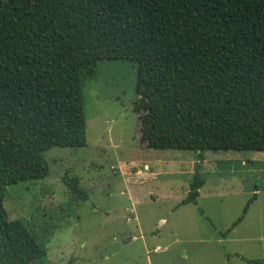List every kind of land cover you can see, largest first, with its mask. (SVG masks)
I'll return each mask as SVG.
<instances>
[{"label": "trees", "instance_id": "trees-1", "mask_svg": "<svg viewBox=\"0 0 264 264\" xmlns=\"http://www.w3.org/2000/svg\"><path fill=\"white\" fill-rule=\"evenodd\" d=\"M103 60L139 66L147 147L200 162L206 150L264 152V0H0V264L45 259L37 235L8 218L6 190L46 178L52 147L86 146L83 87ZM64 180L88 197L79 177ZM205 182L196 165L181 203L197 204Z\"/></svg>", "mask_w": 264, "mask_h": 264}, {"label": "rangeland", "instance_id": "rangeland-1", "mask_svg": "<svg viewBox=\"0 0 264 264\" xmlns=\"http://www.w3.org/2000/svg\"><path fill=\"white\" fill-rule=\"evenodd\" d=\"M141 81L137 64L100 61L83 87L86 146L52 147L46 178L7 187L8 218L24 221L47 250L33 264H251L234 253L264 259V152L206 150L200 162L194 150L147 147L152 106L149 96L140 98ZM142 164L159 173L135 174L146 170ZM196 165L206 182L197 204H182ZM67 174L80 178L85 200L72 194Z\"/></svg>", "mask_w": 264, "mask_h": 264}, {"label": "crops", "instance_id": "crops-1", "mask_svg": "<svg viewBox=\"0 0 264 264\" xmlns=\"http://www.w3.org/2000/svg\"><path fill=\"white\" fill-rule=\"evenodd\" d=\"M134 163V162H133ZM142 166H146L145 168H146V170H143V169H141L140 167H137V171L135 172V174H137V175H142L143 173H144V176H156L159 172H152L151 171V167H152V165H150L151 167H149V165L147 166V165H145V164H142ZM141 166V167H142ZM148 167V168H147ZM152 199H153V197H152ZM137 217V216H136ZM164 222V220L163 221H161L160 222V224L161 223H163ZM236 227V226H235ZM137 229L138 230H140V227H137ZM159 247V246H158ZM236 254H239V253H234V255H236ZM240 255H242V254H240ZM236 256H238V255H236ZM244 256V255H243ZM240 259H242L240 256H238ZM231 258V255L230 254H228V259H230ZM252 259V258H251ZM254 259V258H253ZM243 260V259H242ZM249 263V262H248Z\"/></svg>", "mask_w": 264, "mask_h": 264}]
</instances>
